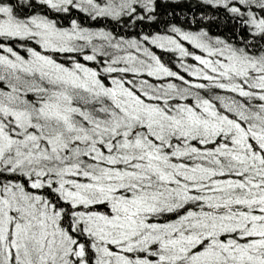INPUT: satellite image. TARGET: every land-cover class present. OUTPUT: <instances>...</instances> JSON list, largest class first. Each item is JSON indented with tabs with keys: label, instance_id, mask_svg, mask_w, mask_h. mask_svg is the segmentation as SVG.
<instances>
[{
	"label": "snow or ice",
	"instance_id": "1",
	"mask_svg": "<svg viewBox=\"0 0 264 264\" xmlns=\"http://www.w3.org/2000/svg\"><path fill=\"white\" fill-rule=\"evenodd\" d=\"M0 264H264V0H0Z\"/></svg>",
	"mask_w": 264,
	"mask_h": 264
}]
</instances>
